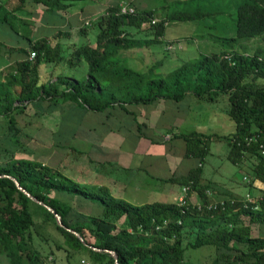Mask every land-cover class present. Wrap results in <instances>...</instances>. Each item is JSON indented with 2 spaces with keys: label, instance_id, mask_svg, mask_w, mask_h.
I'll use <instances>...</instances> for the list:
<instances>
[{
  "label": "trees",
  "instance_id": "trees-1",
  "mask_svg": "<svg viewBox=\"0 0 264 264\" xmlns=\"http://www.w3.org/2000/svg\"><path fill=\"white\" fill-rule=\"evenodd\" d=\"M25 1L17 0L14 13L7 11V0L0 1V25H8L15 32L19 29L25 45L18 51L22 60L0 71V155L4 158L0 176L14 178L31 196L51 207L63 226L78 233L89 247L113 251L119 264H201L188 262L186 251L204 248L213 250L209 264H264V191L252 184H264V153L259 148L264 143V84L259 82L264 80V50L258 48L252 55L233 50L202 54L161 75L160 62L139 70L123 53L157 43L170 23L199 21L208 13L194 8L161 16L151 9H139L133 1L125 4L127 0H108L102 13L88 21L98 31L95 46L73 45V50H65L61 30L54 37V45L47 38H35L27 32L15 15L25 9ZM30 1L45 15L65 14L75 3ZM121 4L131 7L133 13L122 14ZM154 19L157 21L152 24ZM234 25L235 36L222 39V44L234 47L241 40L264 38V0H242L236 6ZM81 61L87 66L84 78L64 74L67 65L73 68ZM41 65L57 67L56 81L41 80ZM188 96L209 102L227 97V115L235 126L234 133L225 138L228 159L239 165L254 159L246 177L254 203L245 207L243 197H231L224 200H233V205L227 203L224 210L215 211L192 204V193L201 204L220 200L207 196L210 184L201 183L211 137L195 132L173 136L184 143V156L197 161L186 176L169 179L174 185L190 188L184 207L177 202L133 205L113 196L106 186L81 185L33 156L23 158L17 154L27 150L33 154L24 141L50 127L59 108L76 111L78 118L87 112L109 115L115 111L131 120L127 127L135 125L139 135L146 137L143 132L150 127L139 124L129 108L180 104ZM33 125L36 128L28 130ZM51 128L49 139L54 148L82 154L67 144L75 139L74 129L69 128L65 136L61 130ZM168 133L170 130L165 131ZM83 202L99 213L84 215L76 211ZM48 222L54 224L60 237L54 241L56 250L66 253L68 261L76 253H86L93 264H114L109 254L82 245L57 225L52 213L31 201L12 180L0 177V259L7 264H43L34 236L43 237Z\"/></svg>",
  "mask_w": 264,
  "mask_h": 264
},
{
  "label": "rangeland",
  "instance_id": "rangeland-1",
  "mask_svg": "<svg viewBox=\"0 0 264 264\" xmlns=\"http://www.w3.org/2000/svg\"><path fill=\"white\" fill-rule=\"evenodd\" d=\"M128 1L129 0L124 3L126 4L128 3ZM138 1L139 0H136L137 4ZM159 4H161V2H159ZM24 6L29 10V8L33 6V4L30 0H26L24 2ZM170 8L172 12L186 10L190 11L194 9V7H192L190 3L189 5L183 3H172L170 4ZM223 14L224 15L222 16H209L199 21L170 23L166 26L164 36L160 38L157 43L147 48L144 47L140 50L124 52L123 56L128 60L129 64L132 67L139 70H142L150 66L151 64H154L155 62H160L161 65L159 68V73L161 75H166L176 67L180 66L182 63L197 59L202 54H212L218 53L220 51H226V53H229L231 50H233L235 52L244 51L246 54L252 55L258 48L264 50V38L245 41L241 40L239 41V45H236L234 47H229L227 44H222V39L228 38L230 36H235L233 16L228 17V11H223ZM89 20L93 21L94 19L89 18ZM154 20L157 21L156 19ZM217 22L228 23V26L224 28L220 26L217 28L215 26ZM83 32L84 33L78 31L77 35L74 34L71 42L74 43V45L89 44L91 46H95L96 36L98 33L97 28L94 26H90V22H88L87 25H84ZM67 54V52H64V55ZM1 61L2 58H0V62ZM86 69L87 66L85 62L81 61L77 64V66L73 68L67 65V67H65L64 74H66V76L68 77L75 76L79 79H82L85 76ZM41 77L42 81L47 79L48 72L46 73V75H41ZM259 82L264 84V80L262 79H259ZM163 106L165 113L163 122L166 123L164 124V128L170 130V133H164L163 137V139H165L169 143L167 144V146L165 145L167 147L166 152L172 154V157H169L167 159L170 166L173 165V167H176V161H178V158L181 157L179 155L181 153H175V150L180 149L179 143L182 144V140L172 138L174 135H187L195 132L210 136L211 139L208 142V152L202 167L203 175L201 183L204 185L210 184V190H208V192L211 193L214 199L244 197L248 193V187L246 186L244 177H247L248 173H250V167L252 166L254 159L245 160L240 165L234 164L228 159L229 147L225 138L234 133L235 126L230 121L227 115V110L229 108L227 97L220 96L216 101L209 102L206 100H198L194 96H188L180 104L168 102ZM74 112L76 111L59 108L58 111L55 112L56 114L53 115V120L59 121V118H61L62 121L64 120L62 122L63 126L68 128L64 129L65 131L61 130L60 132L65 136L67 135L69 128L74 129L75 131L77 130V132L79 130L78 128L80 124L78 122V117H75L76 120L74 121V123L70 121V126H67V122L69 121L68 118H70ZM90 116L88 118L93 119V116ZM128 119L129 118L123 116V121L122 123H120L121 121L119 119L110 118L108 126L112 130L123 128L126 131L127 122L130 121ZM87 123L89 122L85 121L83 127L88 126L89 124ZM22 124L23 121H20V125ZM49 126L50 127H47V129L43 128L39 132H37V135L34 136L33 139L31 138L32 140L28 139L24 141L25 145L29 149H31L29 151L33 152L32 155H30L27 150L17 153L18 156H21L23 158H32L33 156L34 159H37L38 161L48 165L53 169H58L67 177H70L79 182H87L89 179L91 183H95V181H91L92 179L88 177L85 178V174L87 176H95V179L99 180L107 179L108 184L105 183V185L108 186L111 193H114L113 196H121L123 200L133 205H143L149 203L151 204L153 202L174 203L176 202L178 196L183 195V192L179 185H153V183H151L152 180L150 179V177L148 178V175L150 176L153 171H148V175H145V173H140V176L138 178L133 177L128 179V177H126L127 175L113 164L111 165V167H115L114 170L103 168L101 170L98 169L92 172L93 170L91 169V165L86 162L88 160H86L85 158L84 161L80 154H76L70 149L67 150V148L59 150L52 146L49 139L48 128L52 127L58 129L59 126L57 127L54 124V121H52ZM35 128L36 125H33L32 127L28 128V130H33ZM158 130L160 129H157L155 127L150 130L146 129L144 131H146L147 133H151ZM96 133L98 134L99 131H97ZM70 135L71 134L69 133L68 138L70 137ZM153 135L159 136L160 133L156 132L153 133ZM111 143L109 139L106 143V146L110 147ZM67 144H69L71 147H75V149H83L81 140H78L76 138ZM130 144L131 143H129V145ZM117 145H120V142H118ZM129 145L122 144V148H129ZM103 147L105 146L102 145L100 148ZM86 149L88 148L86 147ZM90 149L92 150L91 147ZM140 158L141 157L139 156L138 159ZM181 160L183 164L179 165L176 172L179 174L184 173L187 168L191 169L195 167L197 163L195 159L185 157L184 155ZM3 162L4 158L2 157V155H0V164H3ZM135 171L136 170H134L133 172ZM140 182L144 184H146L147 182L148 187L138 186V183ZM120 183H124L125 185L128 184V186H126L127 189L125 188V193L124 191L120 193ZM168 190H173L174 194L172 196H169L162 193ZM194 196L195 193H192L190 195V199L192 202L196 201V198ZM76 208V211L84 215H97L99 213V210L95 209L89 203L83 202ZM253 234H256L255 226H253ZM42 236L43 237L35 235L34 244L36 249H38L41 254L43 264H93L92 261H90L88 254L86 253H76L68 261L66 253L56 250L54 241L60 239V237L55 230V226L52 222L47 223ZM186 253L188 262L209 264L212 259L211 257L213 255V250L204 248L196 251L188 250L186 251ZM1 259V264H7L4 258Z\"/></svg>",
  "mask_w": 264,
  "mask_h": 264
},
{
  "label": "crops",
  "instance_id": "crops-1",
  "mask_svg": "<svg viewBox=\"0 0 264 264\" xmlns=\"http://www.w3.org/2000/svg\"><path fill=\"white\" fill-rule=\"evenodd\" d=\"M129 1H133L141 10L151 9L161 16L170 15L172 13L170 8V4L172 3H183L187 5H189L190 3L192 7L199 8L204 13H208V17H215L218 15L222 16L224 15L223 11H228L229 14L227 16H233V18H235L236 6L240 2H242V0H197L195 2L191 0H139L137 4L136 0ZM16 2L17 0H7L6 9L8 12L14 13L13 10L15 6H17ZM107 2L108 0H75L74 5L69 8L65 14L55 13L48 15H45L43 13L42 8H34V6H31L29 10L25 8L22 12L15 13V15L23 21L27 32L30 31V35L32 37L47 38L52 45H54L56 42L54 39L56 33L61 30L63 34H65V37H63L61 40L63 48L65 50H73L74 43H72L71 40L73 39L74 34L77 35L78 31L80 32L81 29L84 28V24L88 22L89 18L96 19L107 6ZM159 2H161L162 6L161 4H159ZM215 26L217 28L220 26L224 28L228 26V23L217 22ZM231 37L234 36H230L228 38ZM22 43L20 39L19 29L17 30V32H15L8 25H0V58H2V61L0 62V71L4 70L11 64L22 60L18 52L19 49L25 47V45ZM47 72V79L52 78V82L56 81V76L59 73L54 72H57V67H54L53 65H41L39 67L41 80V75H46ZM47 79L43 81H46ZM163 105V103H158L157 105L150 107L137 106L129 108V111L136 114L139 124L145 123L150 127V129L155 127L157 129H160L151 133H147L146 131H144L143 134H145L146 137L139 135L135 125L128 126L126 131L123 128H118L117 130H112L111 128H109L108 123L110 122V118H117L121 121L120 123H122L123 116H126L122 115L121 113H116L115 111H111L109 115L91 112L85 113L84 116L78 118L80 126L78 124L79 130L78 132L76 130L75 133V138L81 140L83 149L76 150L82 152V154L80 155L82 156V159L84 161L85 158L86 160H88L86 162L91 165V169L93 170L92 172L98 169L101 170L103 168L114 170L115 167H111V165L114 164L116 165V167H118L119 170L127 175L126 177H128V179L133 177L138 178L140 176V173H145V175H148V171H153L150 176L148 175V178L150 177V179L152 180L151 183H153V185H174L173 183L169 182V179H179L186 176L190 168H187L184 173H176L179 165L183 164L181 159L185 154V146L182 141V144L179 143L180 149L175 150V153H181L179 154L181 157L178 158V161H176V167H173V165L170 166L169 161L167 160L169 157H172V154L166 152V146L169 143L168 141L163 139L165 131L169 130L164 128V124L166 123L163 122V118L165 115ZM73 114L77 113L75 112ZM79 115L80 114H77L73 117H80ZM90 115L93 116V119L88 118ZM68 119L67 126H70V121L72 120H70L71 118ZM58 120L59 121L51 120L50 122L54 121L55 125L57 123V125L59 126L58 129L60 130L68 128L63 126L62 122L64 120L62 121L61 118H59ZM75 120L76 118H74V121ZM74 121L72 122L74 123ZM85 121L89 122L87 123L89 125L83 127ZM97 131H99L98 134L96 133ZM156 132L160 133V135L154 136L153 133ZM109 139L110 143L111 141L112 143L110 147H107L106 143ZM118 142H120V145H117ZM129 143L131 144L129 145ZM122 144H127L130 147L122 148ZM85 145L88 149H86ZM102 145H104L105 147L100 148ZM90 147L92 148V150L90 149ZM139 156L141 157L140 159H138ZM134 170L136 171L133 172ZM84 177L92 179L91 181H95V183H91L88 178L87 179L90 183L88 181H75L81 185L108 187L107 185H105V183L108 184L107 179L99 180L95 179V176H87L86 174ZM120 184V193L123 191L125 193V188L126 186H128V184ZM138 186L148 187V183L146 182V184H144L140 182L138 183ZM162 193L169 196H172L174 194L173 190H168ZM179 197L181 196H178L176 202L178 201ZM117 198L122 199L121 196H117ZM1 261L2 259H0V262Z\"/></svg>",
  "mask_w": 264,
  "mask_h": 264
},
{
  "label": "built area",
  "instance_id": "built-area-1",
  "mask_svg": "<svg viewBox=\"0 0 264 264\" xmlns=\"http://www.w3.org/2000/svg\"><path fill=\"white\" fill-rule=\"evenodd\" d=\"M2 1V0H0ZM120 12L122 14H131L133 13V9L131 7H128L127 5L125 4H121L120 5ZM156 21L153 20L152 21V24H154ZM31 58H33V55L31 56ZM251 139H249L250 141ZM259 148L261 149L262 151V154L264 153V143L263 144H260L259 145ZM244 180L247 181L246 177H244ZM253 186L254 187H257V189L259 188L260 190H263L264 191V185H262L261 182L259 181H254L253 183ZM190 191V188L189 187H184L182 188V192H183V195L181 197H179L178 201H177V204L180 206V207H184L185 205H187V202H186V197H187V193ZM206 195L211 197V193L210 192H206ZM243 202H244V205L245 207L247 206V204H251V203H254V199L247 193L244 197H243ZM227 203H229L230 205H233L234 201L233 200H224V199H220V200H216V201H213L210 200L208 203L206 204H201L199 201H195V202H192V204H195L199 209L201 208H205L209 211L213 210H218V209H221V210H224Z\"/></svg>",
  "mask_w": 264,
  "mask_h": 264
},
{
  "label": "water",
  "instance_id": "water-1",
  "mask_svg": "<svg viewBox=\"0 0 264 264\" xmlns=\"http://www.w3.org/2000/svg\"><path fill=\"white\" fill-rule=\"evenodd\" d=\"M0 177H7V178H9L10 180H12V181L14 182L15 186L17 187V189H18L19 191H21L23 194H25V195H26L31 201H33L34 203H36V204H38V205L43 206L47 211H49L50 213H52V214L54 215L55 220H56V223H57V225H58L59 227H61V228L65 229V230H67L68 232L72 233L75 237H77V239L82 243V245H84V246H86V247H89V246L85 243L84 239H83L78 233H76V232H74V231H71V230H69V229H67V228H65V227L63 226L62 221H61V217H60L59 215H57L56 212H55L51 207H49V206L43 204L42 202L38 201L36 198H34L33 196H31L28 192H26V191H25V190L19 185V183H18L14 178H12V177H10V176H5V175L0 176ZM89 248H91L93 251L104 252V253L109 254V255L113 258V260H114V264H119V263H118L117 255H116L113 251H110V250H101V249H97V248H93V247H89Z\"/></svg>",
  "mask_w": 264,
  "mask_h": 264
}]
</instances>
